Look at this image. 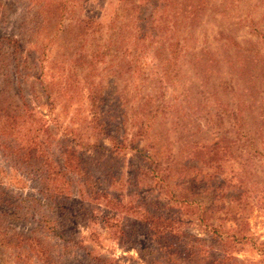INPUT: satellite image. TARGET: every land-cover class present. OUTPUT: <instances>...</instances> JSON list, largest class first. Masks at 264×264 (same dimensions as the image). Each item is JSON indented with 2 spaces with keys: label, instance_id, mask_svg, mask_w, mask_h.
<instances>
[{
  "label": "rangeland",
  "instance_id": "obj_1",
  "mask_svg": "<svg viewBox=\"0 0 264 264\" xmlns=\"http://www.w3.org/2000/svg\"><path fill=\"white\" fill-rule=\"evenodd\" d=\"M122 3L0 0V264H206L221 252L205 210L225 217L222 247L232 241L220 264H264V0H136L130 14ZM184 37L162 81L167 44ZM221 137L230 155L204 149L198 163L213 176L185 175L193 141ZM65 148L78 167L66 202L50 206L42 174ZM220 179L229 217L215 203ZM154 212L180 218L208 254L162 257L145 221Z\"/></svg>",
  "mask_w": 264,
  "mask_h": 264
},
{
  "label": "trees",
  "instance_id": "obj_2",
  "mask_svg": "<svg viewBox=\"0 0 264 264\" xmlns=\"http://www.w3.org/2000/svg\"><path fill=\"white\" fill-rule=\"evenodd\" d=\"M143 1V0H140ZM147 1V0H145ZM121 2H123L122 4L128 5V12L130 14V10H133L137 7L136 4V0H121ZM160 19V17H159ZM83 21V26H86L88 23H92L91 20H82ZM153 21V20H152ZM157 22L155 20V26H156ZM99 25V24H98ZM254 31H257L254 30ZM156 37V36H155ZM154 37V38H155ZM264 37V32L262 33V36ZM172 38V36H170V39ZM163 39V38H160ZM6 41V45L8 47H10L12 49V51H18L20 48V44L19 41L15 38H11V37H6L5 39ZM171 42H168L167 44V49L169 50V55L168 58L172 61V63H167L165 61H163V64L165 65V68H162L166 71V80H162V81H169L173 76H171L169 74V69L171 66H174V64L176 65L178 60L181 59L184 55H186V51L188 50L187 47V42L188 39L187 38H182V42L181 39L176 38L174 40V38L172 40H170ZM231 44H234L232 41L231 42H224L223 46L225 48H229L231 46ZM164 47V45H163ZM239 47V45H238ZM165 48V47H164ZM136 49V48H134ZM193 49V48H191ZM203 51H206L208 48L207 46H203L202 47ZM105 52H98V50L94 53L93 57L91 58V61H93V59L95 60H99L100 59V55H102ZM200 61V58L197 57L195 60V63L198 64ZM132 61H129L128 64H130ZM217 60L215 59V57H211V58H207V60L204 63H201L200 66L202 67H206L209 66L210 64H217ZM187 63L189 64H193V61H187ZM209 71V70H208ZM146 105V104H145ZM145 109V108H143ZM242 113V112H241ZM240 113V114H241ZM258 118L261 119V122L264 124V111H261L260 114L258 115ZM239 118H237L238 120ZM194 147L192 150V157L191 159H194L197 164H191V165H187L182 167L181 169L184 171L185 175H188L190 177H194L195 180L198 181H204L206 182L207 177L210 178L213 176V174H210L206 171L203 170V168L201 166L198 165V163H204L206 161L209 162V160H214L218 158L219 154H224V155H230L227 154L228 153V147L231 144V140L226 139V137H221L218 138L212 142H202L200 143L198 140H194ZM200 143V144H199ZM115 146L117 147H123L122 144L117 143L115 144ZM206 149L207 153L210 154V158L209 160H205L204 159V153L203 150ZM140 152L143 156H145V158H147V160H151V163L155 162L156 158H154L153 156H150L148 154L143 153V150L140 149ZM62 158H61V164L59 165H55L53 163H50L48 165V171L46 175L44 172L42 174V179H45L43 181V185L46 193L48 194V200L50 203V206L52 205H57V207H61L63 205V203H65V199L67 196H64V194L66 193L67 189H70L69 185L70 182L69 180H67V173L70 171H76L77 167H78V159L76 158L75 154H74V150L71 148H65L62 150ZM29 154V152H24V155L27 156ZM157 164V160L155 162ZM161 168L159 170H157L158 172H161ZM164 171L167 170V167H165L163 169ZM78 172H81L83 170H77ZM77 172V174H78ZM151 172H154V169L151 170ZM76 173V172H75ZM240 174V173H239ZM44 176V177H43ZM158 177V175H156ZM215 176V175H214ZM217 176V175H216ZM165 176H163V174L161 176H159V179L162 180L164 179ZM233 177H237L236 175H233ZM218 178V177H217ZM226 178V177H225ZM47 180V182H45ZM224 179H220L219 180V184L215 187L216 188V200L215 203L216 204H220V206H218V209H223L224 214L229 217L230 215V211L232 209V205L225 203L224 201V184L226 182V180L222 181ZM244 180V179H243ZM245 181V180H244ZM67 194V193H66ZM59 195H62V198L59 200ZM240 195V193H237V197ZM240 197V196H239ZM239 200L238 198L232 197L230 199V202H234ZM53 206V207H54ZM216 211V210H215ZM205 213L202 214L201 219L204 221V226L205 228L209 231V235L213 240H219L220 242V255L216 256L215 258H207L204 259L202 261H205L206 264H217V261L222 262L224 261L226 258V254L228 255V253L230 252L231 246H232V241L227 240L225 242V244L222 247V239L221 236H223V223L222 220L225 219V217H222V219L218 216L217 219L221 220L217 223H213L211 222V218L212 216L210 214L206 215L207 210L204 211ZM145 221L146 225L148 227V229L150 230V235L151 236H156L157 235V244L159 247H157V250L159 251V253L161 254L162 257H170L169 260H173L172 256L173 255H184L185 258L184 259H188L190 258L191 260L195 259L196 257H199L201 255H207L208 254V249L211 245H205L206 241L203 238H199L195 235L192 234H186L183 233L179 230V227L181 226L182 221L180 220V218L177 217H169L167 215L164 214H156L155 212L151 215L147 214V216H145ZM47 222H50L49 219L47 220ZM51 224V223H50ZM49 224V225H50ZM51 226H49L50 228ZM236 233H233L229 238H232L234 241L236 240H240L238 236H236ZM98 260V259H97ZM101 264H111V262L109 260H107L106 258H102L101 260Z\"/></svg>",
  "mask_w": 264,
  "mask_h": 264
}]
</instances>
